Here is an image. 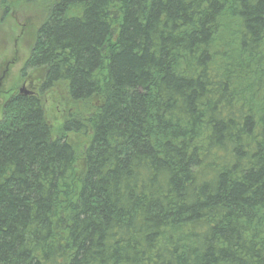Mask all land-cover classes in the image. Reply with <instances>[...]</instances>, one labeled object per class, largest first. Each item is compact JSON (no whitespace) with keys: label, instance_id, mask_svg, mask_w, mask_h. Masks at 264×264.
Returning a JSON list of instances; mask_svg holds the SVG:
<instances>
[{"label":"trees","instance_id":"16d2710c","mask_svg":"<svg viewBox=\"0 0 264 264\" xmlns=\"http://www.w3.org/2000/svg\"><path fill=\"white\" fill-rule=\"evenodd\" d=\"M57 1L0 115V264H264V0Z\"/></svg>","mask_w":264,"mask_h":264},{"label":"rangeland","instance_id":"374dc122","mask_svg":"<svg viewBox=\"0 0 264 264\" xmlns=\"http://www.w3.org/2000/svg\"><path fill=\"white\" fill-rule=\"evenodd\" d=\"M1 1L2 0H0V2ZM6 1V5L9 6V12L4 13L3 9L0 8V67L3 65L2 63L6 58L10 60L15 59L16 62L10 68L8 77L5 81V87L18 93L23 87L22 81L25 79L27 82L26 88L38 92L39 83L43 76L42 72L39 70H29L25 77L22 74V68L28 58L33 41V38L29 37L30 26L34 28L40 25L48 9L57 0ZM3 6H5V3ZM57 98L60 97H56L50 92L47 96L43 97L46 108L48 109L50 122L55 125L59 123L60 118H62V111Z\"/></svg>","mask_w":264,"mask_h":264},{"label":"flooded vegetation","instance_id":"af4514ba","mask_svg":"<svg viewBox=\"0 0 264 264\" xmlns=\"http://www.w3.org/2000/svg\"><path fill=\"white\" fill-rule=\"evenodd\" d=\"M16 60H10L9 58H6V60L3 61V65L0 67V115L2 113V108L4 104L7 102L8 99H10L14 95V91H12L10 88L5 87V81L8 77L10 68L13 64H15ZM22 88L21 90L28 93V95L35 94L36 92L34 90L27 89V82L25 79L22 81ZM17 93V92H16ZM19 93V92H18Z\"/></svg>","mask_w":264,"mask_h":264},{"label":"bare ground","instance_id":"6f19581e","mask_svg":"<svg viewBox=\"0 0 264 264\" xmlns=\"http://www.w3.org/2000/svg\"><path fill=\"white\" fill-rule=\"evenodd\" d=\"M29 1V0H28ZM49 2V1H48ZM58 2V1H57ZM56 3V2H55ZM45 4V3H44ZM49 4V3H48ZM36 5V4H35ZM40 5V4H39ZM25 6H28V5H25ZM48 7V6H47ZM41 8V7H40ZM42 9V8H41ZM5 11V10H4ZM44 12V11H43ZM5 13V12H4ZM8 13V12H7ZM39 13V12H38ZM40 15V14H39ZM42 18H43V16H42ZM5 22V21H4ZM3 22V23H4ZM232 24H233V22H232ZM116 42V41H115ZM60 77V76H59ZM61 78V77H60ZM61 80V79H60ZM53 82V81H52ZM64 82V81H63ZM67 86V85H66ZM78 158V157H77Z\"/></svg>","mask_w":264,"mask_h":264},{"label":"water","instance_id":"95a60500","mask_svg":"<svg viewBox=\"0 0 264 264\" xmlns=\"http://www.w3.org/2000/svg\"><path fill=\"white\" fill-rule=\"evenodd\" d=\"M21 93H22V94H28L27 92H25V91H23V90H21Z\"/></svg>","mask_w":264,"mask_h":264}]
</instances>
